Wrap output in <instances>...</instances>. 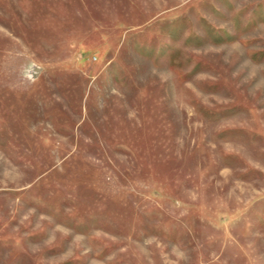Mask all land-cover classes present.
Wrapping results in <instances>:
<instances>
[{
    "label": "rangeland",
    "instance_id": "rangeland-1",
    "mask_svg": "<svg viewBox=\"0 0 264 264\" xmlns=\"http://www.w3.org/2000/svg\"><path fill=\"white\" fill-rule=\"evenodd\" d=\"M0 264H264V0H0Z\"/></svg>",
    "mask_w": 264,
    "mask_h": 264
}]
</instances>
